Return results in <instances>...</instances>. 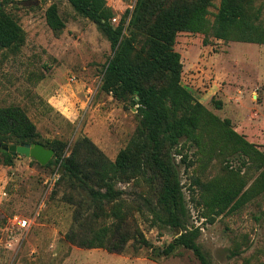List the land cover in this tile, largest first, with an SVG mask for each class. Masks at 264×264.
Here are the masks:
<instances>
[{"label": "rangeland", "instance_id": "obj_1", "mask_svg": "<svg viewBox=\"0 0 264 264\" xmlns=\"http://www.w3.org/2000/svg\"><path fill=\"white\" fill-rule=\"evenodd\" d=\"M135 2L118 0L114 26ZM212 3L210 21L215 19L221 2ZM263 3L264 0H255L254 6L257 9ZM37 4L7 7L23 26L27 39L19 53L0 49V107H22L36 125L40 139L65 142L66 153L76 140L88 137L115 160L134 135L138 118L135 107L124 108L111 95L100 92L106 66L113 56L110 42L68 1L38 0ZM52 4L58 6L66 23L58 34L46 22V10ZM204 40L202 34L180 33L177 37L175 49L182 56L183 84L218 117L230 119L234 130L264 153V45L214 37H208L205 45ZM71 77L76 83L69 82ZM214 81L219 90L209 94L206 91ZM186 146L182 155L174 157L191 225L201 230L198 241L212 264H264V193L239 210L211 215L200 203L201 193L192 179H210L220 173L223 164L213 160L201 168L197 148L190 143ZM185 154L192 167L179 164ZM2 160L0 152V188L7 193L0 194V264H201L192 251L184 249L171 257L153 260L148 249L131 243L122 253H111L69 242L66 235L74 228V204L82 197L65 183L58 184L59 167L42 168L26 156H18L13 166L3 165ZM226 161L233 171L246 172L245 164L236 157ZM245 176L251 185L257 174L249 171ZM119 188L127 203L135 209L143 206L141 213H132L133 226L139 227L155 247L169 244L177 232L153 226L149 207L138 195L147 193L143 183L132 180L119 184ZM70 195L76 197L74 203ZM17 217L30 225L20 227ZM92 222L99 227L105 221Z\"/></svg>", "mask_w": 264, "mask_h": 264}, {"label": "trees", "instance_id": "obj_2", "mask_svg": "<svg viewBox=\"0 0 264 264\" xmlns=\"http://www.w3.org/2000/svg\"><path fill=\"white\" fill-rule=\"evenodd\" d=\"M66 1L110 42L113 56L106 66L100 92L111 95L124 108L137 109L136 131L115 160L88 137L76 140L66 153L65 142L42 141L26 111L10 105L0 107V144L40 143L55 151L46 165L32 160L42 168L58 166V184L65 183L83 198L74 204V228L66 235L69 242L111 253H122L131 243L148 249L153 260L171 257L184 249L192 251L201 264H212L198 241L201 230L191 225L174 156L182 155L190 143L197 148L201 168L213 160L223 164L220 173L210 179H192L201 193L200 203L211 215L218 216L239 210L264 193V153L237 133L230 119L218 117L183 84L184 65L175 45L180 33L205 35V45L208 37L264 45V3L256 9L255 0H220L218 13L210 21L213 0H136L114 26L118 1L113 6L107 5L108 0ZM37 2L0 0V49L19 53L27 39L23 26L7 7L38 6ZM45 16L55 33L65 29L56 4L48 7ZM0 152L5 166H13L17 157L23 156L2 148ZM232 156L245 164L244 174L232 170L226 161ZM188 159L183 155L179 164L192 167ZM249 171L257 174L251 185L245 176ZM132 180L142 182L147 191L138 195L149 207L153 226L177 232L169 244L155 247L139 227L133 226L132 213H141L143 206L135 209L119 188V184ZM74 197H69L72 203ZM92 221L105 222L96 227Z\"/></svg>", "mask_w": 264, "mask_h": 264}, {"label": "water", "instance_id": "obj_3", "mask_svg": "<svg viewBox=\"0 0 264 264\" xmlns=\"http://www.w3.org/2000/svg\"><path fill=\"white\" fill-rule=\"evenodd\" d=\"M0 148L4 151L11 153L12 155H23L28 158L35 159L41 165H46L54 157L55 151L52 148H46L44 145L37 144H27L21 143L19 145H5L0 144Z\"/></svg>", "mask_w": 264, "mask_h": 264}, {"label": "built area", "instance_id": "obj_4", "mask_svg": "<svg viewBox=\"0 0 264 264\" xmlns=\"http://www.w3.org/2000/svg\"><path fill=\"white\" fill-rule=\"evenodd\" d=\"M116 1H118V0H108L107 5H108V6H113V4H114ZM112 22H113V23L117 22V18L114 17V18L112 19ZM75 80H76L75 77H71V78L69 79V82H70V83H71V82L76 83ZM0 194H2L3 196H7V193L5 192V189H1V188H0ZM15 220H16V223H17L20 227H22V228H26V227H28V226L30 225V224H29V221H27V220H25V219H20V218L17 217Z\"/></svg>", "mask_w": 264, "mask_h": 264}, {"label": "crops", "instance_id": "obj_5", "mask_svg": "<svg viewBox=\"0 0 264 264\" xmlns=\"http://www.w3.org/2000/svg\"><path fill=\"white\" fill-rule=\"evenodd\" d=\"M218 83L216 81H214V84L207 89L206 92H208L209 94H215L219 89H218Z\"/></svg>", "mask_w": 264, "mask_h": 264}]
</instances>
